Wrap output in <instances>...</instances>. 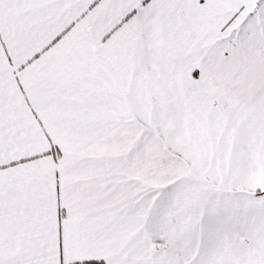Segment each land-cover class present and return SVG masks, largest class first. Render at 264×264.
Listing matches in <instances>:
<instances>
[{"label":"snow or ice","instance_id":"snow-or-ice-1","mask_svg":"<svg viewBox=\"0 0 264 264\" xmlns=\"http://www.w3.org/2000/svg\"><path fill=\"white\" fill-rule=\"evenodd\" d=\"M0 264H264V0H0Z\"/></svg>","mask_w":264,"mask_h":264}]
</instances>
